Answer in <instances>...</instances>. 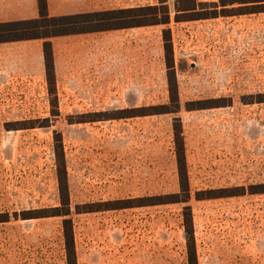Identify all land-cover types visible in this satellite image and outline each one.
I'll return each instance as SVG.
<instances>
[{
  "label": "rangeland",
  "instance_id": "rangeland-1",
  "mask_svg": "<svg viewBox=\"0 0 264 264\" xmlns=\"http://www.w3.org/2000/svg\"><path fill=\"white\" fill-rule=\"evenodd\" d=\"M182 2L98 0L99 12L167 9L170 22L62 40L52 89L42 78H0V264H66L65 218L22 219L60 207L56 134L77 264H189L188 207L197 264H264V193L250 194L264 190V6L237 14L223 0H194V18H208L184 21ZM173 88L178 113L140 116L171 109ZM204 101L227 106L185 109ZM175 118L189 200L136 206L180 194ZM233 193L244 194L225 197ZM123 200L134 206L87 212Z\"/></svg>",
  "mask_w": 264,
  "mask_h": 264
},
{
  "label": "trees",
  "instance_id": "trees-1",
  "mask_svg": "<svg viewBox=\"0 0 264 264\" xmlns=\"http://www.w3.org/2000/svg\"><path fill=\"white\" fill-rule=\"evenodd\" d=\"M193 2L194 0H183L182 6H180L176 12L179 15L188 18L184 21L207 19L208 17L194 18V16H196L195 14L197 13L195 12ZM159 3L162 8L163 2L161 1ZM233 5L241 6L238 7L237 9H232L234 10V12L238 11L237 14L259 13L261 11L255 12L254 9L259 6H264V0H223V2L221 3L222 8L228 6L232 7ZM38 7H39V18L36 20L0 24V43L26 41V40L46 41L50 38L59 37V36L109 32V31L126 30L133 28H142L147 26H160V25L164 26L169 24L170 22L169 13L167 9H162L164 11H160L161 9H158L157 7H139L133 9H122L116 11H105V12H97V13H89V14L60 16V17L48 16L46 11V0H38ZM243 10H248V11L246 13H240ZM150 12L152 13V15L150 16L146 15L147 13ZM212 18H216V17H212ZM165 41H168V39ZM43 49H44V58L46 65V80L50 88L51 86L54 85V79H55L50 42L46 41L43 45ZM258 98L259 99L256 101V103H264V97H258ZM169 99L171 104L173 105L171 109H169L168 107L166 108L163 107L161 108L164 110L163 112L158 111L157 113H142L140 116L178 113L180 111V106H179V98L176 89L173 88L172 90H170ZM253 103L254 102L252 101L246 102V104H253ZM196 104L198 105V107H192L194 106V103H187L185 109L187 111H194V110H204V109L220 108L227 106L224 104L217 105V101H204ZM44 127H49V126H44ZM24 129H29V128L28 127L19 128L15 130H24ZM173 135H174L173 137L174 152L176 157V166L178 172L180 194L170 195L169 197H166L167 198L166 200L161 197L138 199V202L142 204H136V206L142 207V206H151V205L172 204V203L187 202L189 200L188 176H187L186 162H185L184 140L182 137L181 122L179 118L174 119ZM55 143H56V148L54 150V153H55L56 176L58 181L60 207L52 208L48 210L35 211V213L24 212L22 213V219L29 220V219H39V218H49V217H64L65 219H63L62 221V231H63L65 259H66L65 261L66 264H77L74 239H73L72 222L70 219L67 218L70 215V203L68 196L66 167H65L62 142L58 134H56ZM262 189L264 188L262 187ZM263 193L264 190L259 192H253L250 194H263ZM243 194L244 193H233L230 195H226L225 197H232ZM215 198H220V197H215ZM168 199H171V201ZM145 202L148 203L145 204ZM133 204H134L133 200L114 201L112 203H108L107 205L108 207L106 209H96L87 212L128 209V208H132L134 206ZM184 211L187 212V214L184 215V221H185L184 233L187 243L188 263L197 264L195 244L193 239L192 221L190 217L191 215H190L189 207L186 208ZM7 220H8L7 214H0V223L7 222Z\"/></svg>",
  "mask_w": 264,
  "mask_h": 264
},
{
  "label": "crops",
  "instance_id": "crops-1",
  "mask_svg": "<svg viewBox=\"0 0 264 264\" xmlns=\"http://www.w3.org/2000/svg\"><path fill=\"white\" fill-rule=\"evenodd\" d=\"M97 8L98 0H65L64 2L62 0H46L47 14H89L99 12ZM36 12L38 13L37 17H35ZM28 14L34 16L28 17ZM3 15L9 16L4 17ZM38 18V0H0V24L30 21ZM87 35L59 36L46 40L51 45L54 76L57 63L56 47L62 43V40H71ZM46 41L26 40L0 43V78H42L45 80L46 86V65L43 49Z\"/></svg>",
  "mask_w": 264,
  "mask_h": 264
},
{
  "label": "built area",
  "instance_id": "built-area-1",
  "mask_svg": "<svg viewBox=\"0 0 264 264\" xmlns=\"http://www.w3.org/2000/svg\"><path fill=\"white\" fill-rule=\"evenodd\" d=\"M197 3L199 2H213V3H217L218 0H195Z\"/></svg>",
  "mask_w": 264,
  "mask_h": 264
}]
</instances>
